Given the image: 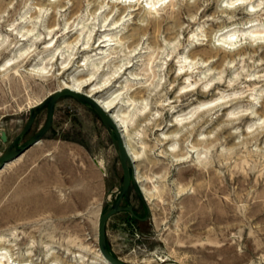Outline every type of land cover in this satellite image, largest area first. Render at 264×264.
Returning a JSON list of instances; mask_svg holds the SVG:
<instances>
[{
  "label": "rangeland",
  "instance_id": "374dc122",
  "mask_svg": "<svg viewBox=\"0 0 264 264\" xmlns=\"http://www.w3.org/2000/svg\"><path fill=\"white\" fill-rule=\"evenodd\" d=\"M120 1L108 21L113 7L107 1L102 9L92 0L54 8L44 0L0 5V129L13 139L32 104L72 79L108 87L100 96L116 99L141 156L160 164L142 169L154 179L148 207L133 184L128 192L144 220L126 210L109 218L111 253L130 264H264V0H164L151 11L141 3L124 11L130 0ZM138 25V38L131 37ZM256 30L260 37L252 35ZM19 31L34 38L15 47ZM230 31L236 36L229 45ZM106 34L115 46L105 55L91 52ZM16 53L15 64L2 69ZM206 103L211 110L190 115ZM47 117L46 105L22 142ZM183 118L189 124L173 148L178 158L188 157L176 161L164 155L171 146L158 143L174 129H157ZM7 144L0 140V153ZM21 157L0 171L6 258L104 264L98 220L118 198L123 169L99 115L74 96L61 97L51 129Z\"/></svg>",
  "mask_w": 264,
  "mask_h": 264
},
{
  "label": "bare ground",
  "instance_id": "6f19581e",
  "mask_svg": "<svg viewBox=\"0 0 264 264\" xmlns=\"http://www.w3.org/2000/svg\"><path fill=\"white\" fill-rule=\"evenodd\" d=\"M6 0H0V5ZM65 0H56V1H51V0H44V2L47 4V5H50V8L51 6L54 7H58V5H62L64 3ZM75 2H77L76 4L78 3H81L82 0H74ZM108 2L109 4L112 5L113 7V10L111 13L107 14L108 17H107V21H108V18L109 16L113 13L114 11V8L116 6H120L121 4L123 5V3L120 1V0H92V3L93 4L92 6H95L97 7V5L100 4V8L102 9L104 6H105V2ZM146 1L147 5L148 6H145L144 5V2H141V0H137V2H135V0H130V2L128 4H125L124 7V11H127L128 9H132L133 7H135L136 5H139L141 3V8L144 9L145 11H151L153 9H156L157 7H159L160 5L162 6L164 4V0H144ZM74 2V3H75ZM44 3V5H46ZM65 4V3H64ZM121 5V6H122ZM188 6L190 7V5L188 4ZM96 11L98 8H95ZM123 9V8H122ZM135 9V8H134ZM159 9V8H158ZM133 10V9H132ZM227 10L224 9V12ZM248 12H252L253 10H249V8L247 9ZM254 12V11H253ZM226 13V12H225ZM119 22H121V19H119L118 21H115V23H112L110 25H108V29L105 30V32H109L111 30H113L116 25L119 24ZM250 27V26H249ZM134 29V32L132 31V36L131 37H136V35L139 33V30L141 29V27L138 25L136 26ZM16 30V29H15ZM52 31V30H51ZM257 31V30H256ZM16 32V31H14ZM32 32V31H31ZM30 31H27L26 34H22L23 32L19 31L18 33L19 34H22V39L21 40H18L17 43H15V47L19 44L20 41H29V39H33V34L31 33ZM232 31H230V35H228V38L226 37V43L227 44H232V42H234V37L236 36V33H231ZM261 32V31H260ZM50 33V32H49ZM52 33V32H51ZM140 34V33H139ZM255 35V36H261L262 35V32L261 33H257L255 31H252V35ZM108 34L105 35V38L104 40L102 41V45L99 46V48L97 50L93 49L91 52H96L98 50L101 51L100 55H105L106 54V51H108L111 47L115 46V44H112V42H114L115 40L112 39V37L110 39H108L110 36V34L107 36ZM35 36V35H34ZM38 36V35H37ZM20 37V35H19ZM138 38V37H136ZM39 39V38H38ZM53 39L54 37L52 38V40L50 41V43L48 44H45L47 45L46 48H48L49 46L52 45V42H53ZM102 40V38H101ZM14 47V48H15ZM45 48V49H46ZM16 50V49H15ZM60 51V49H58ZM19 51H21L19 49ZM241 51V50H240ZM18 52V50H17ZM83 53H89V50H86L84 49L82 51ZM241 53V52H240ZM20 53H16L15 56L11 59H8L3 65H2V69L4 68H7L8 65H12V64H15L14 61L15 59H18V55ZM26 54V52L24 53ZM98 55V54H96ZM56 55H52V58H54ZM107 57H110V54L107 55ZM51 58V60H52ZM47 58H44L43 59V62L44 60L46 61ZM54 60V59H53ZM59 60V59H58ZM70 60V59H69ZM11 68V67H10ZM13 68V67H12ZM129 68V67H128ZM127 68V69H128ZM126 69V70H127ZM11 70V69H10ZM39 70V69H38ZM42 70V69H41ZM12 71V70H11ZM16 71H18L16 69ZM15 73H19V72H16ZM42 72V71H41ZM8 73V72H7ZM39 73V72H38ZM73 77V76H72ZM69 83H72L73 85L71 84H67L65 85L64 87L62 88H70L74 91H77V92H81V93H84L86 95H88L89 97L91 98H94L104 109L105 111L112 117V119L114 120L115 124L117 125V127L119 128V131L122 135V138H123V141L125 143V146L132 158V162H133V165H134V176H135V182L137 184L138 187H140L141 191H142V194H144L145 198H146V202L149 204H151L153 202V200L155 199V195H154V192L148 190V186L149 184H153L154 183V179L152 178H148V177H145L144 174H146L145 172H142V169H146L148 170V168L151 167H154V168H157L160 166L159 163H157L156 161H152V160H147L145 158H143L141 156V149L138 147V145L134 142L135 140V136L133 137V134H132V130L130 128V125L128 123V117H127V114L126 113H123L122 111H116L118 106L116 105V99H113V97L111 96H107V98L103 97V96H100V95H103V92H105L106 90H108L107 88L104 90L102 87H96L94 86L93 84L94 83H79L78 80H74L72 79L71 81H68ZM80 84V85H79ZM91 86H94L91 88ZM91 88L90 90H87ZM185 88H189V87H185ZM39 102H35V104H38ZM35 104H32L35 105ZM201 107L199 109H196V110H193L192 113L190 115H195L196 113L200 112V111H208V110H211L212 107H213V104H210V103H206V104H202L200 105ZM193 117V116H192ZM145 120L147 119V117L144 118ZM144 121V120H142ZM177 122H172L173 124L170 125V126H166L165 128H159L157 129V131H164L165 129H168L169 131H171V128L174 129V131L171 133V134H167V133H163L164 137H158V143L159 145L163 144V145H169L171 146L172 149H167L166 148V153L164 154L166 157H173V159H176V161H181V160H185L186 157H188V154H185L184 156H182L181 158H178L176 155H178L179 152H176L174 150V143L176 142L177 140V135L180 134V132L185 128L187 127V125L189 124V120L188 118H183V119H180V120H176ZM161 120L160 121H155V125L156 127H160L159 124H160ZM159 123V124H158ZM203 123V122H202ZM191 124V123H190ZM199 125V124H198ZM201 126V125H200ZM192 133V132H191ZM183 138V135L181 137V139ZM179 140V139H178ZM3 142V141H2ZM4 143V142H3ZM39 143V142H38ZM37 143V144H38ZM6 144V143H5ZM140 145V144H139ZM141 147V146H140ZM195 148V147H193ZM197 149V148H196ZM209 149H207L205 152H208ZM188 153V152H187ZM24 154H22L21 156H23ZM21 156H19L18 158H16L15 160L7 163L5 165V167L0 170V171H3L5 168H9L10 166H12L14 164L15 161H17V159L19 158H22ZM161 157V156H160ZM165 157V158H166ZM200 157V156H199ZM163 158V157H162ZM201 158H198L199 161H201ZM172 159V161H173ZM100 165L103 166L102 162H99ZM145 171V170H144ZM154 185V184H153ZM154 190L157 191V187L154 186ZM99 249V248H98ZM5 249H0V264H13V263H17V264H28L27 262L25 261H15L13 260V262H11V259H8L6 258V252H3ZM99 252L101 253V251L99 250ZM102 255V253H101ZM101 259L103 261L104 264H112L109 260H107L103 255L101 256Z\"/></svg>",
  "mask_w": 264,
  "mask_h": 264
},
{
  "label": "water",
  "instance_id": "95a60500",
  "mask_svg": "<svg viewBox=\"0 0 264 264\" xmlns=\"http://www.w3.org/2000/svg\"><path fill=\"white\" fill-rule=\"evenodd\" d=\"M66 95L74 96L75 98L79 99L80 101L88 104L91 108L94 109V111L99 115L101 120L103 121L105 127L109 131V134L113 140L114 146L116 148V151L118 153L122 169H123V181L118 189V198L116 201H110V206L100 215L98 220V232H97V238H98V246L99 250L101 251L102 255L109 260L112 264H130L126 261H123L113 255L111 251L108 248L107 244V236H106V226L109 218L113 216L114 214L121 212V211H130L131 214L135 217H138L133 209V204L129 201V189L131 184H133L139 195H141L142 200L144 201L145 205L148 207L146 198L141 193V190L137 186L135 182V176H134V165L132 162V158L125 146V143L123 141L122 135L119 131V128L115 124L112 117L105 111V109L94 99L89 97L88 95L74 91L70 88H62L57 89L50 93L47 97H45L42 101H40L38 104L33 105L30 108V113L28 117V121L24 128L13 138L9 139L8 133L6 130L1 131V140L4 143L8 142V145L6 149L0 153V170H2L5 165L22 154H24L28 149H30L32 146L36 145L38 142L42 140L44 135L51 129L53 122H54V112H55V106L57 101ZM48 106V117L46 122L42 125V127L27 141L22 143L24 136L27 132L30 131L32 128L37 115L40 111V109L44 106ZM126 199L128 204L123 205V200ZM150 216V211L148 208V213L145 218H148Z\"/></svg>",
  "mask_w": 264,
  "mask_h": 264
},
{
  "label": "flooded vegetation",
  "instance_id": "af4514ba",
  "mask_svg": "<svg viewBox=\"0 0 264 264\" xmlns=\"http://www.w3.org/2000/svg\"><path fill=\"white\" fill-rule=\"evenodd\" d=\"M10 140H11V139H10ZM26 141H27V140H26ZM24 142H25V141H24ZM24 142H22V143H24ZM7 145H8V144H7ZM6 147H7V146H6ZM5 149H6V148H5ZM5 149H4V150H5ZM138 219H140V220H144V217H140V216H139Z\"/></svg>",
  "mask_w": 264,
  "mask_h": 264
},
{
  "label": "built area",
  "instance_id": "2783aa9c",
  "mask_svg": "<svg viewBox=\"0 0 264 264\" xmlns=\"http://www.w3.org/2000/svg\"><path fill=\"white\" fill-rule=\"evenodd\" d=\"M3 129H0V140H1V131H2Z\"/></svg>",
  "mask_w": 264,
  "mask_h": 264
}]
</instances>
